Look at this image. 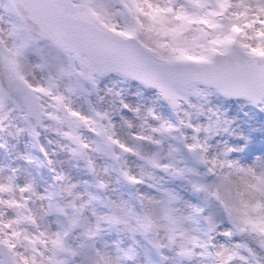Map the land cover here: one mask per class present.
<instances>
[{
	"label": "snow or ice",
	"instance_id": "snow-or-ice-1",
	"mask_svg": "<svg viewBox=\"0 0 264 264\" xmlns=\"http://www.w3.org/2000/svg\"><path fill=\"white\" fill-rule=\"evenodd\" d=\"M0 264H264V0H0Z\"/></svg>",
	"mask_w": 264,
	"mask_h": 264
}]
</instances>
